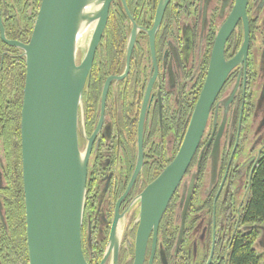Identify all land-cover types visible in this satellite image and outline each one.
<instances>
[{
    "label": "flooded vegetation",
    "instance_id": "af4514ba",
    "mask_svg": "<svg viewBox=\"0 0 264 264\" xmlns=\"http://www.w3.org/2000/svg\"><path fill=\"white\" fill-rule=\"evenodd\" d=\"M42 0H0V264H30L22 159L30 42ZM112 0L78 110L88 264H134L142 195L175 160L227 23L230 65L143 264H228L264 155V0ZM80 37L76 63L87 51ZM246 46L245 56L243 55ZM261 243L262 240H260Z\"/></svg>",
    "mask_w": 264,
    "mask_h": 264
},
{
    "label": "water",
    "instance_id": "95a60500",
    "mask_svg": "<svg viewBox=\"0 0 264 264\" xmlns=\"http://www.w3.org/2000/svg\"><path fill=\"white\" fill-rule=\"evenodd\" d=\"M111 1L42 0L32 38L21 44L27 61L22 159L30 264H88L81 246L87 159L78 147L77 121ZM246 3L238 0L239 14L245 13ZM233 24L227 23L217 38L211 75L177 157L142 195L134 264H143L149 234L153 228L157 231L200 142L210 106L230 68L223 49ZM82 36L89 41L77 65Z\"/></svg>",
    "mask_w": 264,
    "mask_h": 264
},
{
    "label": "trees",
    "instance_id": "16d2710c",
    "mask_svg": "<svg viewBox=\"0 0 264 264\" xmlns=\"http://www.w3.org/2000/svg\"><path fill=\"white\" fill-rule=\"evenodd\" d=\"M247 223L264 227V155L254 173L250 198L244 213ZM258 232L244 236L234 245L228 264H264V255L254 248Z\"/></svg>",
    "mask_w": 264,
    "mask_h": 264
},
{
    "label": "rangeland",
    "instance_id": "374dc122",
    "mask_svg": "<svg viewBox=\"0 0 264 264\" xmlns=\"http://www.w3.org/2000/svg\"><path fill=\"white\" fill-rule=\"evenodd\" d=\"M260 240H262L263 243H261ZM256 250L258 253L264 255V236L263 235L259 236V240L256 244Z\"/></svg>",
    "mask_w": 264,
    "mask_h": 264
},
{
    "label": "bare ground",
    "instance_id": "6f19581e",
    "mask_svg": "<svg viewBox=\"0 0 264 264\" xmlns=\"http://www.w3.org/2000/svg\"><path fill=\"white\" fill-rule=\"evenodd\" d=\"M85 38V37H84ZM260 227V226H259Z\"/></svg>",
    "mask_w": 264,
    "mask_h": 264
}]
</instances>
